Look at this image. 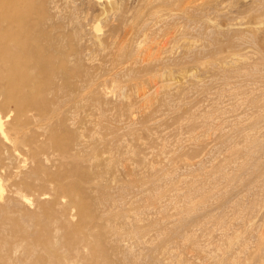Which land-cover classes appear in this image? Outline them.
<instances>
[{
    "label": "bare ground",
    "instance_id": "1",
    "mask_svg": "<svg viewBox=\"0 0 264 264\" xmlns=\"http://www.w3.org/2000/svg\"><path fill=\"white\" fill-rule=\"evenodd\" d=\"M60 6L55 0H0V182L7 183L0 186V264H183L179 250L194 244L191 232L185 230L201 226L198 215L207 213L219 191L214 194L190 183L186 191L172 196L169 206L175 214L167 216L161 205L165 196L158 188L173 185L172 172L154 177L151 188L132 178L128 165H146L147 159L120 135L125 131L134 139L135 117L142 110L148 109L153 118L158 109L173 110L176 104L165 96L163 81H154L148 89L139 85L137 96L143 106L138 111L123 107L120 112L130 121L119 120L124 130L119 133L114 115L103 106L98 93L102 83H97L92 67L97 54L116 48L110 39L93 36L89 38L93 53V47L90 54L86 49L87 55L83 53L82 30L72 29L80 18L70 15L68 26L56 24L65 12ZM121 55L118 63L133 56L126 50ZM164 62L156 56L144 68L162 69ZM208 63L216 68L214 61ZM115 68V78L137 75L131 67ZM228 76L223 79L237 75ZM105 94L102 97L110 100ZM263 118L264 113L259 121ZM248 139L245 152L234 153L235 161L240 155L243 160L230 173L213 174V179L240 182L263 169L258 168L264 162L259 165L256 155L264 153V134ZM141 148L150 147L141 144ZM69 163L75 168L54 173L57 165ZM151 210L159 217L149 220ZM262 245L259 260L264 264ZM220 261L217 257L207 264Z\"/></svg>",
    "mask_w": 264,
    "mask_h": 264
},
{
    "label": "rangeland",
    "instance_id": "2",
    "mask_svg": "<svg viewBox=\"0 0 264 264\" xmlns=\"http://www.w3.org/2000/svg\"><path fill=\"white\" fill-rule=\"evenodd\" d=\"M55 2L65 9L63 18L56 24L68 26L70 15L72 19L80 18L78 24L71 28H81V39L86 36L80 42L83 53L86 49L90 54L93 36L104 37L107 41L110 39L112 48L118 49L115 50L117 53H112V49L111 53L102 51L101 55L100 52L96 55L95 66L92 65L98 74L97 83H102L98 93L103 99V106L107 105L106 109L114 115L112 119L116 121L113 122L117 129L121 130L122 124L130 121L126 114L120 112L123 107L132 106L138 111L143 106L137 96L139 85L148 89L154 81H163L165 96L176 104L173 110L158 109L153 118L149 117L148 109L137 114L134 139L127 137L130 135L125 136L124 130H119V133L123 132L121 138L136 152H143L141 154L147 159L146 165L134 162L128 165L132 178L147 183L151 188L149 182L154 177L172 172L175 179L173 185L161 184L158 188V192L165 196L161 205L167 216L175 214L173 207L169 206L172 196L186 191L190 183L203 185L214 194L219 191L220 195L217 194L220 197L216 194L217 197L211 198L207 213L205 210L198 215L201 226L185 230L191 232L194 244L188 243L187 248L179 250L183 255V264H207L217 257L221 264H261L259 256L264 244V153L257 154L259 157L256 155V160H261L259 165L263 163L258 168L263 169L257 170V174H245L247 176H242L245 178L240 182L225 183L212 177L221 170L230 173L244 158L240 155L235 161V151L244 153L249 137L264 134V118L263 122L259 121L264 113V0ZM71 10L76 14H71ZM118 12L120 18L117 17ZM115 17L120 20L116 21ZM143 27L145 30L141 29ZM119 45L122 47L120 50ZM124 50L133 56L125 62L122 60L124 63H118L117 58L122 59ZM200 52H203L201 57ZM156 56L164 59V67L145 70V65ZM219 58L220 61H217ZM212 61L217 64L215 69L207 66ZM89 64L85 61V65ZM124 65L133 68L137 75L130 78L112 76L116 66L121 68ZM218 71L223 76L219 77ZM228 75L237 76L224 80L223 77ZM104 94L111 97L110 100L102 97ZM141 144L149 146V150L141 148ZM199 162L203 163L202 167L198 166ZM66 165H57L54 173L75 168L74 164ZM120 172L123 173L122 168ZM6 184L3 180L0 182V186ZM158 217L157 211L148 213L149 220ZM152 236H148L147 240ZM160 252L157 251L158 254Z\"/></svg>",
    "mask_w": 264,
    "mask_h": 264
}]
</instances>
